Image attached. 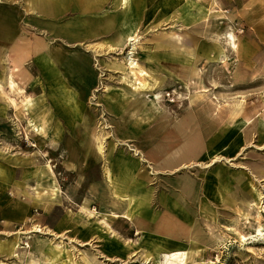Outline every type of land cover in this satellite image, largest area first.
<instances>
[{
  "label": "rangeland",
  "instance_id": "1",
  "mask_svg": "<svg viewBox=\"0 0 264 264\" xmlns=\"http://www.w3.org/2000/svg\"><path fill=\"white\" fill-rule=\"evenodd\" d=\"M122 6L105 0L89 15L69 9L51 19L0 3L8 27L0 32V264H48L55 254L68 264H163L178 246L184 264H264V0ZM132 29L133 57L148 74L143 91L123 67ZM227 32L236 48L225 45ZM44 41L57 49V67L38 50ZM8 44L19 53L23 94L6 84ZM174 54L187 66L174 65ZM76 78L86 94L70 86ZM167 134L185 142L188 166L176 172L141 157L154 149L159 166L172 164L167 146L160 151ZM86 160L94 167L80 177ZM128 161L137 175L123 186L118 168ZM184 180L198 191H182Z\"/></svg>",
  "mask_w": 264,
  "mask_h": 264
},
{
  "label": "crops",
  "instance_id": "2",
  "mask_svg": "<svg viewBox=\"0 0 264 264\" xmlns=\"http://www.w3.org/2000/svg\"><path fill=\"white\" fill-rule=\"evenodd\" d=\"M1 1L2 0H0V3H1ZM4 1L7 2L8 4H10L12 7L17 8V9L18 8H21V9L25 8V11H27L26 14L30 15L32 17L43 16V17L51 18V19H53V17L56 15L63 14L64 11L66 12L69 9L75 10L76 13L78 12L81 15H84V14L89 15L90 12H92L94 9L99 8V10H100V8L105 5V0H4ZM75 25H77V24H75ZM7 29H8L7 25L4 22L0 21V32H2L4 30L6 31ZM89 29H90L89 26H87L85 28L86 31ZM7 50L13 52L12 55L10 53V56L13 59V64L10 67V73L13 74V79L17 83V86L19 87L18 82L14 78L16 76L15 72L20 71L18 68L19 63H17V61H19V59H18L19 53H16V47L14 45L8 44ZM38 50L42 51L45 54L46 59L50 62L48 65H50L52 68L57 67L56 63L59 60L60 56H59V53L55 47L51 46L50 43H48V41H44V42H42L41 45H39ZM184 52H186V51H184ZM186 53L188 54V52H186ZM185 56L179 55V54H174L173 58H172L173 64L176 66H180L182 68L186 67L187 66L186 63H188L189 59L187 56L186 57ZM67 68L68 69H66V70L73 71V72H76V70H77V67L75 64H69L67 66ZM10 73H9L7 80H6L7 87H8V80H9ZM19 76H21V71H20ZM21 81H22V79H21ZM127 83L129 85V81H127ZM24 84H22L20 86V88L22 89L21 94H23L25 91L26 83H24ZM70 86H73L74 90H77V88H80L79 93H82V95L84 93L86 94V91H85L83 85H81V81H77V78L74 79V84H72ZM0 88L2 89L1 85H0ZM157 103L158 102H152L150 100L149 104L147 105L148 111L150 112L152 119H155V117H157V115L159 113L158 108L156 107ZM87 126H89V122H85V124L83 125L84 129ZM92 129L93 128L91 127V129H88L89 131L87 130V132H86L87 136L91 133ZM170 134H172V133H170ZM182 137H183V135L180 138H182ZM172 138L173 139H171V135L167 134L163 140L164 141L163 147L160 149V151H162L163 148L167 146V152L165 153V156L167 154V158L169 161H172L171 162L172 164H168L167 162H164L163 167L159 166L158 164H160V161H162V157H160L159 153L154 152V149H149L148 151H145L144 155L141 156L142 160L148 159V160H152V161L156 162L157 169L160 171H165V169H167L168 171L175 170V172H176V170H181V169L185 168L186 166H188L187 164L181 163V161L185 160V158H186V154L183 152L181 153V150H183L185 148V142L182 141L180 143V145H176L174 143V139H176V136H174ZM102 158H103V155L100 156V159H102ZM90 162H91V160H86L85 164L84 163L83 164L77 163V167L79 169L80 177L82 176V172H83L85 167H89V168L94 167V165L91 164ZM96 164H97V162H96ZM156 166H155V170L153 168L151 170L157 171ZM127 167L130 170H127L126 169ZM137 167H138V165L134 161H133V163L128 161V162H125L119 166V168H118V180L120 181V183H122L123 186H125L129 182L130 179L134 180L135 176L137 175V170H136ZM169 168H171V169H169ZM124 169H126V170H124ZM123 174H125V178H123ZM217 179L225 182L227 178L223 175H218ZM180 181L183 182V180H180ZM184 182L187 184L188 180H184ZM193 183H196V182H193ZM205 186H206V184L203 187H205ZM199 188H200V186L198 187V189ZM181 190L182 191L185 190L186 192H188V191L193 192V190H195V192L198 191L197 187H195V188L193 186L189 187V184L184 186V188L181 187ZM106 197H108L107 194H106ZM109 198L106 199V202L114 203L113 199H109ZM180 199L182 200V196H180ZM250 202H252V201L249 200L248 204ZM176 203H177L176 200H174L173 208H172L173 210H176V207H177ZM111 215H114V213H112ZM183 215L186 216L187 214L183 213ZM114 216L117 217L118 215H114ZM124 216H126V215H123V217ZM167 230L173 231V233H174V231L176 230V226L172 225V226H169L168 228L166 227L164 232H167ZM174 250L175 249H173V250L169 249V250H166L164 252L169 253V252H172Z\"/></svg>",
  "mask_w": 264,
  "mask_h": 264
},
{
  "label": "bare ground",
  "instance_id": "3",
  "mask_svg": "<svg viewBox=\"0 0 264 264\" xmlns=\"http://www.w3.org/2000/svg\"><path fill=\"white\" fill-rule=\"evenodd\" d=\"M118 1H119V4L123 5L122 7H126L131 0H118ZM134 31L135 30H132L131 33L127 35V41L131 42L132 44H130L131 45V49L128 51L127 56L123 59V67L125 66L128 69L127 73H129L130 76L133 78V80L132 79L129 80L130 87L134 91H143V90L147 89V87H148L145 84V80L148 77V74L145 71V69H143L141 67V65L133 57L135 45L138 43V37H137V35H134V33H135ZM223 36H224L225 45L228 48H230V49L231 48H236V43L234 41L233 33L227 32ZM8 85H9L10 90H12V91H16L17 89L22 91V89L20 87H18L17 83L14 81L12 73H10L9 80H8ZM23 102H24V100H23ZM28 102L29 101H27L26 103H28ZM100 135H98L96 137V139L99 140V143L97 145V149L102 154L103 144L100 141ZM126 169L130 170V169H128V167ZM126 169H124V170H126ZM123 178H125V174H123ZM262 203L264 204V202H262ZM171 208H173V206ZM124 217L125 218H129L128 216L127 217L124 216ZM260 231H261V229H258V232H260ZM178 247L172 252L164 253V255H163V258H164L163 264H184L185 263L186 257H187V253L184 250L183 246H182V248H178ZM56 255L57 254L48 256V260H49L48 264H68L66 261L60 260V258H58V256H56ZM148 260L149 259L146 258L145 259V263H147Z\"/></svg>",
  "mask_w": 264,
  "mask_h": 264
}]
</instances>
